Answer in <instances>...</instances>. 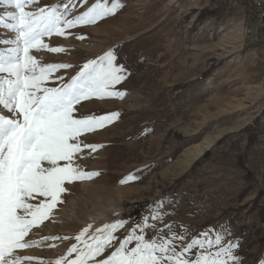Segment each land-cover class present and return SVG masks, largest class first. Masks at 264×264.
<instances>
[{
	"label": "rangeland",
	"instance_id": "1",
	"mask_svg": "<svg viewBox=\"0 0 264 264\" xmlns=\"http://www.w3.org/2000/svg\"><path fill=\"white\" fill-rule=\"evenodd\" d=\"M252 36L241 0H0V264H264Z\"/></svg>",
	"mask_w": 264,
	"mask_h": 264
},
{
	"label": "bare ground",
	"instance_id": "2",
	"mask_svg": "<svg viewBox=\"0 0 264 264\" xmlns=\"http://www.w3.org/2000/svg\"><path fill=\"white\" fill-rule=\"evenodd\" d=\"M232 4H236L237 0H228ZM242 3L248 7L251 8L260 24V28L262 32L264 33V0H241ZM262 41V40H261ZM261 46L264 48V41L262 42ZM211 137H208V139L205 140V142L201 144H197L192 147V149H189L185 152V157L182 161L181 167L187 163L189 164L190 160L195 156H200L203 153V150L208 146V144L211 142ZM205 154V153H204Z\"/></svg>",
	"mask_w": 264,
	"mask_h": 264
},
{
	"label": "crops",
	"instance_id": "3",
	"mask_svg": "<svg viewBox=\"0 0 264 264\" xmlns=\"http://www.w3.org/2000/svg\"><path fill=\"white\" fill-rule=\"evenodd\" d=\"M250 40L251 41H253L254 40V42L253 43H255L254 45H253V47L255 48V49H257L258 50V52L260 53V54H258L259 56H261V54H262V52H263V50H262V48H261V45H260V40H259V38H253V36L252 37H250ZM252 43V44H253ZM252 47V48H253Z\"/></svg>",
	"mask_w": 264,
	"mask_h": 264
}]
</instances>
